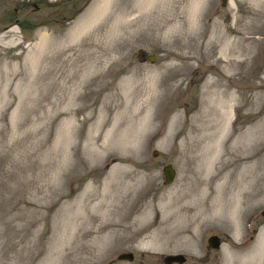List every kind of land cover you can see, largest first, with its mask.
Instances as JSON below:
<instances>
[{"label": "rangeland", "instance_id": "374dc122", "mask_svg": "<svg viewBox=\"0 0 264 264\" xmlns=\"http://www.w3.org/2000/svg\"><path fill=\"white\" fill-rule=\"evenodd\" d=\"M97 2L0 0V264H165L162 257L174 253L184 256L179 264H237L264 228V147L245 163H223L249 153L243 145L248 133L264 143V5L207 0L191 27L186 1L137 14L138 0H109L90 19ZM83 21L89 26L72 35ZM234 23V33H226L232 43L227 49L224 31ZM151 79L156 99L148 103ZM226 104L227 155L217 158L215 169L222 172L214 175L223 181L221 196L229 198L233 176L224 180L226 173L245 172L241 229L235 236L226 219L232 205L223 203L216 216L202 205L192 209L203 214L197 221L204 219L193 236L187 232L140 246L139 238L163 226H156L158 208L168 192L185 189L197 198L202 189L214 195L212 180L205 189L194 183L209 142L196 139L214 134ZM166 164L174 172L168 183L161 172ZM114 174L146 180L131 212L156 203L145 212L150 223L130 236L117 225L85 235L99 221L87 220L79 199L85 192L80 204L87 209ZM108 201L110 222L120 203L113 196ZM212 234L219 240L215 248L206 241ZM128 252L131 260L117 259Z\"/></svg>", "mask_w": 264, "mask_h": 264}, {"label": "bare ground", "instance_id": "6f19581e", "mask_svg": "<svg viewBox=\"0 0 264 264\" xmlns=\"http://www.w3.org/2000/svg\"><path fill=\"white\" fill-rule=\"evenodd\" d=\"M107 1H109V0H98V2L96 3V5L94 7V10H93L91 16H89L88 18L93 19V17H96L93 15H97L98 13L103 12L105 7L108 5ZM179 1H181V2L186 1L185 6L188 10V13H187L188 18L185 22L187 24H189V26H191V27L195 26L200 12L204 8L206 9L207 0H188V1L187 0H179ZM255 1L258 3L259 6L264 5V0H255ZM171 2H172V0H138V6H136L137 14L140 12L148 13L149 10L151 8H153L154 6H155V8H153V9L157 8L158 12H163V9H165V8H166L165 10L167 11V9H168L167 7L170 5ZM101 15H102V13H101ZM252 16H255V15H252ZM256 16H258V17L263 16V13L259 12ZM136 18H138V17L136 16ZM180 18H182V17H180ZM86 19H87V17L85 18V20ZM84 21L81 22L80 24H78L77 28H74L72 30V35L79 33V31H82L84 28L89 26V25H85ZM115 27H117V26H115ZM234 30H235V23L233 24L232 27L226 28V30L224 32H225V34L226 33L229 34L230 32L234 33ZM113 31H115L113 28L111 30H107L106 36L108 37V36L112 35ZM227 34H226L225 48L228 49L232 43H231L230 38L227 36ZM45 38H46L45 34L42 33L41 38H40L41 41H44ZM72 48L73 47L70 46V44H69V45H67L65 51L68 52ZM220 56L221 57L223 56L222 53H220ZM221 57H218L216 61H219V60L221 61ZM129 89H128V91H129ZM146 90H147V93H149L147 95L148 103L152 102V101L154 102V100L156 99L155 98V95H156L155 90L156 89H155L153 79H151L149 81V84L146 87ZM126 104L127 103H125V106H126ZM230 107H231L230 104H226L225 109L223 108L220 110V112H218V116H219L220 120H219L217 128L215 129L214 134L212 136L205 134V135L198 136V138L196 139V141L200 142L205 137H208L207 140L209 142L208 141H207L208 143H205L206 141L204 142V146H203L204 149H202V150H204L203 153L205 152L206 154H205V156H203V160L201 162V166H202L201 169L200 168L198 169L201 171V174H199L198 177L195 176L196 179L194 180V183H197V185H200V186L202 185L205 189L206 186L209 185L210 180H212L213 182L211 184H213V187H214V188L212 187L214 195L211 197L210 194L209 195L204 194V193H202L203 192L202 189H201V191L199 190L201 193H200V196L197 198H195L196 196H194L195 193L188 191V190H185V189H182V190H180V189L174 190L173 189L170 192H168L167 194L165 192L166 195L164 196L163 202L159 205V208H158L160 212H159V219H157V220H159V222L156 223L157 224L156 226H160L162 224H163V226L161 228L157 229L155 231L156 233H152V231H151L149 233H145L141 238H139L138 244L140 246L146 247L147 245H150V240H152V239H155L156 240L155 242H157V241L166 242L169 239V237H171V236L178 235V237H180V234H182V233L186 234L187 232H189L190 235L193 236L195 233H197L199 228L203 226L204 219H200L199 221H197V219H196L197 215L202 216L203 214H197L196 212L193 213L194 211H192V209L194 207L199 208L202 205L206 206V211L210 208L213 209V211H211V212L214 216L219 214L218 209L223 203L227 202L228 204L232 205L233 211H232L231 215H228V217L226 219L228 220V222H230L232 224V227L234 225L233 230H235L234 231L235 236H236V232H238V230L241 229V224H240L241 216L244 213V211H246L247 209L242 208L245 206H243V204H241V200H239V197L241 195H243L245 192L241 186H245L247 183L249 184V181H247L248 178H246L245 172H242V171H241V173L237 172L239 174H236V175L234 174L235 172L233 174L230 172L226 173L224 180L226 178H228L230 175L233 176L232 177L233 188H232V186L230 187V189L231 188L232 189L230 190L231 195L229 198H226V196H224V195L221 196L225 187L223 188V185H224L223 181L217 180V177L215 178V175H218V174H215V171L222 172L221 170L219 171V170L215 169L216 168L215 162H216L217 158L218 157L220 158L222 155H224V156L227 155V153L222 154V151H223L222 150V144L224 142L226 143V141L228 139L226 132H227V126L229 125L230 119H231ZM133 111H134V109H133ZM149 114H150V110L144 115V117H142L143 123L148 120L149 117L147 118V116ZM199 133L204 134L205 132H204V130H201ZM260 133H263V132L260 131ZM105 139L107 140V138H105ZM135 140H136L135 142H137V143L139 142L137 139V132L135 135ZM113 142L114 141H112V143ZM120 142H122L123 144L125 143L123 141H120ZM122 143H121V145L123 146L122 148H124L126 145L125 144L123 145ZM243 145H244V147H247V149L250 150L249 153H247L246 155H243V156L241 155L242 157H238V158H232V159L228 158V157L225 158L224 163H223L224 166H227V165L229 166L230 164L232 166H235L237 164V162H240V164L245 163L246 161H248L251 158L253 153L256 152L258 148L264 147V143L261 141L258 143L253 142L252 141V135H250V133H248V140L245 143H243ZM132 147H133L132 143L129 142L128 148L130 149ZM207 147H209V149H207ZM95 150L96 149H90L89 150V152L91 153V156L96 154ZM202 155H204V154H202ZM88 156L90 157L89 154H88ZM112 161H115V159H112ZM224 166H221V167L223 168ZM119 171H120V169H119ZM221 176H222V174H221ZM236 176H238L237 179L235 178ZM143 181L144 182H142L141 178L130 177L127 174H125L123 176L116 175V174H114L113 176L110 175L108 177V181H104V187L102 188V190H100V193L93 194V196L95 195V197L97 196V198L92 205L91 204L88 205L87 209H84V206L82 204H80L82 197H85V192H84L79 199V205L83 208L84 211H86V212L88 211L87 215H86L87 220L88 221L94 220V222L99 221L98 222L99 225L96 228H93L91 225H89L91 227L89 228V226H88L86 229H84L83 234L86 235V234H89L92 232H96V233L102 232V234L106 233V232H108V231H106L108 228L106 230H104V229L106 227H108L109 225L111 227H113L114 225H117L119 228L122 229V232L124 231V232L129 233L128 236L133 235L135 233L140 234L142 232V227H145L147 224L150 223L148 216L145 214L146 210L151 209L153 211V210H155L154 206L156 205V203H155V205H152V204L148 205L147 204L144 206L142 211H137V212H136L137 208L133 207V213L131 212L133 203L135 201V197L138 193H140L142 191L141 189L144 187L143 185L146 182L145 179ZM184 181H186V179ZM107 188H111V189L115 190L114 193L112 195H107V191H106ZM87 189H88L87 191H89V187ZM87 195H90V193H87ZM107 196H109L110 198L113 196V201L118 200L120 203V211L114 212V209L111 210L115 217H114V219H111L110 222L106 218L109 214V211H110L109 203H108L109 197H107ZM239 207L242 208L243 211H242V209L239 210L240 209ZM249 207H250V205H248V208ZM90 210H92L93 213H89ZM191 211H192V213H191ZM79 212H80V210H79ZM117 218H119L118 222H117ZM82 220H84V215L83 214L81 215L79 213L78 221H80V224H81ZM78 221L76 223V226L78 225ZM121 222H125V223H122V225L119 226V223H121ZM128 223L130 225H128ZM189 225H192L191 229L187 228V227H189ZM161 233H165V234H161ZM158 234H161L160 237H162L159 240H157ZM81 236H82V233L79 234V238ZM102 238H104V237H102ZM105 238H107V237H105ZM177 239H179V238H177ZM181 239L185 240L183 238H181ZM190 239L192 240V239H194V237H191ZM237 264H264V228L261 230V233H260L258 239L256 240L255 244H253V247L251 246L250 249L247 250V252H245V254H242V256L239 257Z\"/></svg>", "mask_w": 264, "mask_h": 264}, {"label": "water", "instance_id": "95a60500", "mask_svg": "<svg viewBox=\"0 0 264 264\" xmlns=\"http://www.w3.org/2000/svg\"><path fill=\"white\" fill-rule=\"evenodd\" d=\"M152 56L149 57L148 60H151ZM153 155H156V152L153 151ZM162 173L164 177V181L166 183L170 182L173 177V170L169 164H166L162 167ZM207 242L210 247L215 248L218 246L219 240L217 236L211 235L207 238ZM117 259H125V260H131L132 259V254L130 252L128 253H121L117 256ZM184 260V257L181 254H171V255H166L163 257L162 261L165 264H170V263H181Z\"/></svg>", "mask_w": 264, "mask_h": 264}, {"label": "flooded vegetation", "instance_id": "af4514ba", "mask_svg": "<svg viewBox=\"0 0 264 264\" xmlns=\"http://www.w3.org/2000/svg\"><path fill=\"white\" fill-rule=\"evenodd\" d=\"M44 2V1H43ZM33 6H34V8H37V6L34 4V3H31ZM45 6V5H44ZM16 21H17V19H15ZM19 21V20H18ZM17 21V22H18Z\"/></svg>", "mask_w": 264, "mask_h": 264}, {"label": "trees", "instance_id": "16d2710c", "mask_svg": "<svg viewBox=\"0 0 264 264\" xmlns=\"http://www.w3.org/2000/svg\"><path fill=\"white\" fill-rule=\"evenodd\" d=\"M21 25V24H20ZM24 27V26H23Z\"/></svg>", "mask_w": 264, "mask_h": 264}]
</instances>
